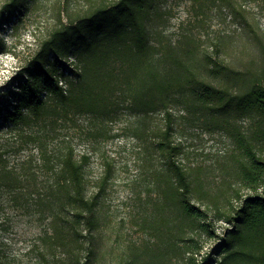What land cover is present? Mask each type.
<instances>
[{"label": "trees", "instance_id": "trees-1", "mask_svg": "<svg viewBox=\"0 0 264 264\" xmlns=\"http://www.w3.org/2000/svg\"><path fill=\"white\" fill-rule=\"evenodd\" d=\"M161 1L85 0L83 9L64 3L59 24L40 39L13 85L0 94V131L37 149L16 165L0 150V192L28 211L23 221L37 230L29 243L17 242L14 224H0V264H21L18 254L31 264L95 263L99 195L88 194L90 157L76 151L70 128L82 115L107 124L124 109L146 121L134 135L144 138L150 161L157 155L165 165L155 178L161 196L154 227L157 264H264V67L248 73L226 64L219 44L217 57L200 54L199 45L170 51L149 29ZM192 2L197 16L210 4H234ZM27 4L3 0L0 24ZM203 70L241 90L208 81ZM177 106L229 132L235 176L248 193L233 187L215 191L202 171L183 161L174 138ZM235 115L252 119L249 131L234 123ZM49 130L55 133L53 144ZM39 172L48 173L49 180L39 182ZM216 220L226 222L220 232ZM198 234L214 239L211 248L203 251Z\"/></svg>", "mask_w": 264, "mask_h": 264}, {"label": "rangeland", "instance_id": "rangeland-1", "mask_svg": "<svg viewBox=\"0 0 264 264\" xmlns=\"http://www.w3.org/2000/svg\"><path fill=\"white\" fill-rule=\"evenodd\" d=\"M67 2L76 9L86 5L85 0H28L23 11L0 24V94L13 85L18 69L40 39L59 24L60 9ZM233 2L231 6L210 4L203 16H197L192 0H162L149 29L170 51L199 45L200 54L217 57L214 47L219 44V55L226 64L248 73H252L251 69L260 71L264 67V0ZM62 18L66 19L65 13ZM202 76L215 84H227L233 91L241 90L235 82L217 78L206 70ZM175 114L174 138L183 149V161L202 171L205 183L215 191L233 187L248 193L235 176V144L229 132L202 114H188L182 106L176 107ZM232 119L242 130L249 131L251 118L235 115ZM96 125L99 128L93 134ZM145 126L146 121H138L135 113L124 109L107 124L95 116L82 115L70 128L76 151L90 157L86 166L88 194L99 195V227L95 232L98 255L94 264H157L160 242L154 227L161 196L155 178L165 165L157 155L150 161L143 152L144 138L134 135L136 127ZM49 131L47 139L53 144L55 133ZM34 145L0 131V150L7 153L12 165L36 154ZM47 180L48 173H38L39 182ZM263 191L262 187L260 192ZM27 213L10 200L9 193L0 192V224H14L10 229L17 242L29 243L37 231L23 221ZM215 222L222 231L226 222ZM195 237L204 243L203 251L215 242L205 234ZM18 255L24 258L21 264H31L25 255Z\"/></svg>", "mask_w": 264, "mask_h": 264}]
</instances>
